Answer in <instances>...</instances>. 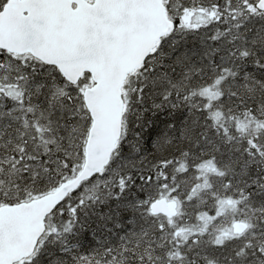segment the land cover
Here are the masks:
<instances>
[{
    "label": "snow or ice",
    "instance_id": "1",
    "mask_svg": "<svg viewBox=\"0 0 264 264\" xmlns=\"http://www.w3.org/2000/svg\"><path fill=\"white\" fill-rule=\"evenodd\" d=\"M0 264H264V0H0Z\"/></svg>",
    "mask_w": 264,
    "mask_h": 264
}]
</instances>
